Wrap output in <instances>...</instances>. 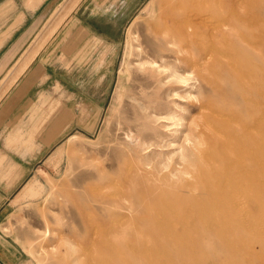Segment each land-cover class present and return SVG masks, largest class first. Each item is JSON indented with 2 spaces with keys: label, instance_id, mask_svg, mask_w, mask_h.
<instances>
[{
  "label": "rangeland",
  "instance_id": "1",
  "mask_svg": "<svg viewBox=\"0 0 264 264\" xmlns=\"http://www.w3.org/2000/svg\"><path fill=\"white\" fill-rule=\"evenodd\" d=\"M21 1L30 9L35 3ZM79 2L57 4L54 11H59L46 26L52 30L48 38L66 25ZM201 3L146 0L123 24L119 38L110 40L114 49L102 92L95 74L90 104L80 107L78 117L71 115V125L41 152L40 164L28 176L31 182L19 185L17 210L3 226L17 243L18 264H149L151 258V264H264V152L259 165L250 162L257 150L253 140L264 141V0H210V9L233 7L239 18L223 13L210 18L207 11L209 23L198 25L194 34L186 28L188 38L173 37L179 25L187 27V15ZM159 65L180 68L187 78L177 92L183 97L161 96L151 82ZM9 87L4 83L0 98ZM169 108L173 113L165 128L154 111L167 116L168 110L160 113ZM50 122L47 113L41 123ZM186 136L193 176L170 175L171 167H182L179 152L154 144L176 147ZM204 187L214 195L204 194ZM184 196L188 200L181 205ZM194 196L204 213H198ZM173 231L176 237L170 236Z\"/></svg>",
  "mask_w": 264,
  "mask_h": 264
},
{
  "label": "crops",
  "instance_id": "2",
  "mask_svg": "<svg viewBox=\"0 0 264 264\" xmlns=\"http://www.w3.org/2000/svg\"><path fill=\"white\" fill-rule=\"evenodd\" d=\"M62 1L43 0L30 9L23 1L0 0V90L19 77L0 98V264L19 262L17 243L3 232L17 210L19 185L31 182L41 152L71 125V115L78 117L93 88L102 92L114 49L110 40L119 38L146 0H80L66 25L48 38L49 17ZM47 113L51 122L45 126Z\"/></svg>",
  "mask_w": 264,
  "mask_h": 264
},
{
  "label": "bare ground",
  "instance_id": "3",
  "mask_svg": "<svg viewBox=\"0 0 264 264\" xmlns=\"http://www.w3.org/2000/svg\"><path fill=\"white\" fill-rule=\"evenodd\" d=\"M34 1V0H33ZM43 0H35V3H34V5H33V7H32V9H36L40 4H41V2H42ZM210 0H203V3H201L198 7H197V9H195V10H192L191 12L192 13H190V14H188L187 15V17H186V19L187 20H185V22H186V24H187V27H185V26H180L179 25V27L177 28V30H176V32H175V34L173 35V37H177V38H179L180 40L181 39H183V38H188V31H187V29L186 28H191L192 29V32H193V34L195 33V30H197V26L198 25H205V24H207V23H209L210 22V18L211 17H216L217 15H218V13H220V14H225V15H227L228 17H230V18H239V13L237 12V9H235V8H230V9H227V10H224V9H222L221 7H218L217 9H210L209 7H207L206 6V4H207V2H209ZM248 5V4H247ZM223 6V5H222ZM59 10H56V11H54V13L51 15V17L49 18V20H48V23H50L51 22V20L57 15V12H58ZM207 11L209 12L208 14H210V18H206V19H204L205 17V14H207ZM249 11V10H248ZM250 15V14H249ZM210 19V20H209ZM214 19V18H213ZM173 20V19H172ZM200 21V22H199ZM47 24V23H46ZM211 24V23H210ZM171 25H169V27H170ZM45 27V26H44ZM171 28V27H170ZM167 31V30H166ZM169 32H171V30L169 31ZM168 32V33H169ZM199 34V33H198ZM174 39V38H173ZM168 41H170L169 39H167ZM184 41H186V40H184ZM171 43L173 42L172 40L170 41ZM175 42H177V40L175 41ZM180 42V41H179ZM178 42V43H179ZM200 42V41H199ZM169 43V42H168ZM170 43V44H171ZM174 43V42H173ZM172 43V44H173ZM188 43H189V41H188ZM170 44H168V45H170ZM177 44V43H176ZM181 44V43H180ZM192 45V44H191ZM194 46V45H193ZM192 46V47H193ZM201 44H199L198 46H197V50H200L201 48ZM180 48V47H179ZM185 49H187V47L185 48ZM184 49V50H185ZM179 50V49H178ZM181 50V49H180ZM180 50H179V52H180ZM183 51V50H182ZM186 51V50H185ZM185 51L183 52V53H185ZM175 52V51H174ZM181 53V52H180ZM179 53V54H180ZM170 54V53H169ZM177 54V53H176ZM182 54V53H181ZM173 55V54H172ZM165 57V56H164ZM168 57H170V56H167V58ZM180 57V56H179ZM167 58H166V60H167ZM164 59V58H163ZM229 59V58H228ZM176 60V59H175ZM205 60V59H204ZM226 60V59H225ZM178 61V60H177ZM162 62V61H161ZM156 63V62H155ZM154 63V64H155ZM182 63V62H181ZM193 64H195V63H193ZM152 65V64H151ZM157 65V64H156ZM155 65V66H156ZM196 65V64H195ZM198 65H200V64H198ZM197 65V66H198ZM180 66V65H179ZM185 66V65H184ZM183 67V66H182ZM181 67V68H182ZM187 67V65L185 66V68ZM185 70V69H184ZM156 71H157V76L156 77H154L152 80H151V82H153V83H157V85H158V89H159V92H161V96H164V97H166V98H169L170 96H173L174 97V99H177L176 97H175V95H179V97H183V95H180L179 93H177V92H179L180 90H182L183 89V87H184V85H186L187 83H186V80H187V78L185 77V76H183V74L182 73H180V68L178 67H175L174 65H170V66H164V65H159L157 68H156ZM243 77V76H242ZM245 77V76H244ZM247 77V76H246ZM243 79H245V78H243ZM258 80V79H257ZM261 81V80H260ZM186 83V84H185ZM257 84V83H256ZM258 85V84H257ZM173 93H174V95H173ZM264 94V93H263ZM167 110H168V113L167 114H169V115H167V116H164V115H162L161 117H158V110H156V111H154V116H155V118L158 120V122H161V123H163V125L165 126V128H168L169 126H168V124H166V123H168L169 121H170V119H171V115H172V113H173V110L172 109H161V113L160 114H165L166 112H167ZM151 115V114H150ZM220 115V114H219ZM219 115H216V116H218L219 117ZM152 116V115H151ZM231 116H233V115H231ZM153 117V116H152ZM223 116H221V118H222ZM224 117H227V116H225L224 115ZM230 117V116H229ZM207 124V123H206ZM200 125H204V124H197L196 126L197 127H199ZM195 126V127H196ZM230 126V125H229ZM244 129V128H243ZM193 130H195V129H193ZM246 130V129H245ZM248 130H249V128H248ZM251 130H252V128H251ZM257 130V129H256ZM197 131V130H196ZM195 131V132H196ZM263 131H264V129H263ZM215 132H217V131H215ZM220 132V131H219ZM223 132H221L219 135H221ZM230 133V132H229ZM256 133V132H255ZM255 133H252V134H255ZM196 134V133H195ZM216 134V133H215ZM224 134V133H223ZM222 134V135H223ZM232 135V134H231ZM257 135V134H256ZM202 136V135H201ZM224 136V135H223ZM218 137H220V138H222L221 136H218ZM230 137V136H229ZM196 138V137H195ZM262 138V137H261ZM178 139V138H177ZM201 139V138H200ZM217 139V138H216ZM235 139H238V138H236L235 137ZM179 140V139H178ZM259 140H260V137H259ZM258 139H254L253 140V148L254 147H257V150H255V149H253V152H252V154H253V156L251 157V160H250V162H251V164L253 165V166H256V165H259L260 164V159H261V155L263 154V143H264V141H263V139H262V141H263V143L261 142V141H259ZM188 141H189V137L188 136H186L185 138H184V140L182 141V143L180 144V145H176V147H173V145H172V143L171 142H166V145L165 144H158V143H155L154 145L155 146H160V147H167V149L166 150H172L171 152H174V151H178L179 152V155H180V160H181V165H182V167H180V169L179 168H176V167H171V169L169 170V174L170 175H176L177 177H186V176H188V177H192L193 175L190 173V171L192 172V170H190V171H188V169H190L191 167H192V165H190V163H189V165L191 166V167H189L188 168V154H187V152H188V146H187V143H188ZM202 141H203V139H202ZM197 142H198V140H197ZM203 142H205V141H203ZM219 142V141H218ZM202 143V142H201ZM206 144V143H205ZM195 145V148L197 147L196 146V144H194ZM198 145H199V142H198ZM200 145H202V144H200ZM190 146V145H189ZM228 146H230L229 144H228ZM231 146H233L232 144H231ZM230 148V147H229ZM196 150H197V148H196ZM197 151H199V152H202V151H200V150H197ZM245 151V150H244ZM252 151V150H251ZM241 152V151H240ZM243 153V152H242ZM229 154V153H228ZM243 155V154H242ZM244 155H246V154H244ZM229 156V155H228ZM238 156V155H237ZM250 156V155H249ZM209 157V156H208ZM208 157H206V158H208ZM205 158V159H206ZM241 158H243V160H245L244 159V156L243 157H241ZM239 160H240V157L238 158ZM250 159V158H249ZM208 160V159H207ZM207 160H205V161H207ZM238 160V161H239ZM215 161V160H214ZM240 161H242V160H240ZM177 163V162H176ZM245 163V162H244ZM178 164V163H177ZM208 164H210V162H208ZM207 164V165H208ZM262 164V163H261ZM194 165H195V163H194ZM246 165V164H245ZM196 166V165H195ZM215 166V165H214ZM263 166V165H262ZM193 168H195V167H193ZM210 168V167H209ZM152 169H153V167H152ZM196 170V169H195ZM194 170V171H195ZM226 170V169H225ZM232 170V169H231ZM234 171V170H233ZM249 171V170H248ZM255 171H257V172H259L258 170H255ZM255 171H252V172H255ZM257 174H260V173H257ZM169 175V176H170ZM213 175H215V173L213 174ZM232 175V174H231ZM255 175V174H254ZM264 175V174H263ZM240 176V175H239ZM256 176V175H255ZM224 177V176H223ZM233 178H234V176H232ZM217 178V177H216ZM242 178V177H241ZM247 178V177H246ZM235 179V178H234ZM237 179V178H236ZM241 180V179H240ZM239 180V181H240ZM234 181V180H233ZM247 181H248V179H247ZM237 182V181H236ZM240 182H242V181H240ZM244 182V181H243ZM252 182V181H251ZM262 182V181H261ZM206 183V182H205ZM238 183V182H237ZM236 183V184H237ZM258 183V182H257ZM235 184V183H234ZM235 184V185H236ZM191 186V185H190ZM195 186V185H194ZM215 186H218L217 184L215 185ZM232 186H234V185H232ZM244 186V185H243ZM252 186H253V184H252ZM251 186V187H252ZM236 187V186H235ZM234 187V188H235ZM249 187H250V185H249ZM249 187H247L248 189H249ZM255 187V186H254ZM195 188V187H194ZM193 188V189H194ZM220 188V187H219ZM223 188V187H222ZM256 188H257V186H256ZM237 189V188H236ZM255 189V188H254ZM261 189V188H260ZM260 189H257V192H258V196H259V194L261 193L260 191H262V190H260ZM179 190V189H178ZM177 190V191H178ZM187 190H189V189H187ZM232 191L231 192H234L233 191V189H231ZM253 190V189H252ZM252 190H249V191H251L252 192ZM259 190V191H258ZM176 191V192H177ZM194 191H195V189H194ZM193 191V192H194ZM220 191H222L223 192V190H220ZM188 192V191H187ZM196 192V191H195ZM195 192L193 193V194H195ZM253 192H255L254 190H253ZM260 192V193H259ZM203 193L204 194H207V195H214V192L212 191V189L210 188V187H204V189H203ZM227 193V192H226ZM229 193V192H228ZM263 193V192H262ZM262 193H261V195H262ZM217 194H219L218 192H217ZM220 194H221V192H220ZM186 195V194H185ZM227 195V194H226ZM110 196V195H109ZM216 196H218V195H216ZM263 196V195H262ZM227 197V196H226ZM229 197V196H228ZM228 197H227V199H228ZM261 197V196H260ZM259 197V198H260ZM230 198V197H229ZM130 200H131V198H129ZM128 199V200H129ZM187 200H188V197L187 196H184V197H182L181 198V205L183 204V203H185V202H187ZM215 200H217V204H218V200H220V199H218V197L215 199ZM261 200V199H260ZM192 201L195 203V205L197 206V208H198V213L199 214H202V213H204V208H203V206L204 205H202V203H201V200H200V198H199V196H194L193 198H192ZM228 201V200H227ZM220 203H221V201H219ZM228 202H230V201H228ZM236 202V201H235ZM239 202H241V201H239ZM261 202V201H260ZM212 203H214V201L212 202ZM215 203H216V201H215ZM214 203V204H215ZM225 201H224V205H225ZM242 203V202H241ZM229 204V203H228ZM247 204V203H246ZM152 205V204H151ZM219 205V204H218ZM243 205H245V203L243 204ZM207 206V205H206ZM211 206V205H210ZM212 206H215V205H213L212 204ZM217 206V205H216ZM215 206V207H216ZM222 206V205H221ZM229 206H230V204H229ZM131 207H133V206H131ZM170 207V206H169ZM189 207H192V206H189ZM219 207V206H218ZM223 207V206H222ZM231 207H233V205H231ZM230 207V208H231ZM243 207V206H242ZM247 207V206H246ZM128 209H129V207H127ZM133 210L132 211H134V208H132ZM217 209H219V208H217ZM223 209V208H222ZM226 209H228V208H225L224 210H226ZM235 209V208H234ZM106 210V209H105ZM130 210V209H129ZM171 210V209H170ZM221 210V209H220ZM219 210V211H220ZM108 211V210H107ZM218 211V210H217ZM218 211V212H219ZM109 212V211H108ZM168 212V211H167ZM194 212V211H193ZM213 212H214V210H213ZM216 212V211H215ZM231 211H229V213H230ZM172 213L174 214V211H172ZM210 213V212H209ZM220 213H222V212H220ZM232 213V212H231ZM105 214H106V212H105ZM109 214V213H108ZM115 214H118V213H115ZM210 214H212V213H210ZM223 214L225 215V213L223 212ZM222 214V215H223ZM233 214V213H232ZM161 215V217H162V214H160ZM159 215V216H160ZM176 215V214H175ZM216 215V214H215ZM226 215H228L227 213H226ZM231 215V214H230ZM103 216V215H102ZM106 216V215H105ZM108 216V215H107ZM180 216V215H179ZM196 216V215H195ZM203 217V220H205L204 218V214L202 215ZM219 216H221L220 214H219ZM252 216V215H251ZM136 217V216H135ZM189 217V216H188ZM210 217V216H209ZM209 217H207V218H209ZM216 217V216H215ZM228 217L229 218H231V216H229L228 215ZM144 218V217H143ZM182 218H183V216H182ZM185 218V217H184ZM221 218V217H220ZM226 218V217H225ZM228 218V219H229ZM122 219V218H121ZM209 219H211V218H209ZM227 218L226 219H224V221H226V223H227V220H228ZM107 220V219H106ZM119 220V219H118ZM183 220H186L187 221V219H183ZM202 220V221H203ZM217 220H218V218H217ZM231 220V219H230ZM230 220H228V221H230ZM237 220V219H236ZM261 220V219H260ZM81 221V220H80ZM144 221H146L147 222V220L146 219H144ZM158 221V223L159 224H164V223H167L166 221H164V219L162 220V219H159V220H157ZM186 221H183L184 223L183 224H186L185 222ZM212 220H207V221H205L206 223H210ZM239 220H237L236 221V223L238 222ZM145 222V223H146ZM170 222V221H169ZM231 222V221H230ZM114 223H117V222H115L114 221ZM145 223H143L144 225H145ZM148 223V222H147ZM146 223V224H147ZM177 223V222H176ZM222 223V222H221ZM239 223V222H238ZM238 223H237V225H238ZM243 223V222H242ZM241 223V224H242ZM83 224V223H82ZM119 224H121V223H119ZM171 224V223H170ZM179 224V223H178ZM187 224H189L188 226H191L190 225V223H187ZM186 224V225H187ZM212 224H213V222H212ZM211 223H210V227H212L213 225H212ZM220 224V223H219ZM235 224V223H234ZM122 225V224H121ZM180 225V224H179ZM240 225V224H239ZM145 226H147V225H145ZM162 226V225H161ZM164 226L166 227V225L164 224ZM241 226V225H240ZM114 227H116V226H114ZM163 227V226H162ZM170 227V226H169ZM168 227V228H169ZM182 227V226H181ZM242 227V226H241ZM240 227V228H241ZM84 228V227H83ZM183 228V227H182ZM149 230H150V227L148 228ZM163 229V228H162ZM166 229V228H165ZM178 229H180V228H177V233H179L178 232ZM170 230V229H169ZM171 230H173V229H171ZM170 230V231H171ZM176 231V230H175ZM165 232H166V230H165ZM86 233H87V231H86ZM168 233H170V232H168ZM172 233H174V231L173 232H171V235L170 236H172ZM208 233V232H207ZM224 233V232H223ZM175 234V233H174ZM87 235V234H86ZM167 235V234H166ZM179 235H180V233H179ZM179 235H178V237H179ZM189 235V234H188ZM175 237H176V234L174 235ZM192 235L190 234L188 237H191ZM167 237H168V235H167ZM181 237H183L182 235H181ZM180 237V238H181ZM185 237V236H184ZM192 238V237H191ZM169 239H172V238H169ZM183 239V238H182ZM187 239V238H186ZM185 240V239H184ZM193 240V239H192ZM181 241H183V240H181ZM185 241H187V240H185ZM190 240H189V238H188V242H189ZM194 241V240H193ZM174 242H176V241H174ZM133 243V242H132ZM185 242H183V244H184ZM178 244V243H177ZM190 244V243H189ZM188 244V245H189ZM136 245H138V244H136ZM185 245H186V243H185ZM187 245V246H188ZM190 246V245H189ZM132 248V247H131ZM150 248V247H149ZM133 249H131V251H132ZM136 251V250H135ZM135 251H133L135 254H136V252ZM153 251V250H152ZM169 251V250H168ZM147 253L148 251H144V253ZM149 252H150V250H149ZM167 252V251H166ZM121 254V253H120ZM150 254H153V253H150ZM159 254H161V253H159ZM136 255H139V253H137ZM147 255H148V253H147ZM164 255V254H163ZM117 256H119V253L117 252V251H114L113 252V254H112V257H117ZM154 256V255H153ZM146 257V256H145ZM148 257V256H147ZM149 258V257H148ZM146 259V258H145ZM152 260V258L151 259H149V264H151V261ZM153 260H155V259H153ZM157 263V262H156ZM155 264V263H154Z\"/></svg>",
  "mask_w": 264,
  "mask_h": 264
}]
</instances>
